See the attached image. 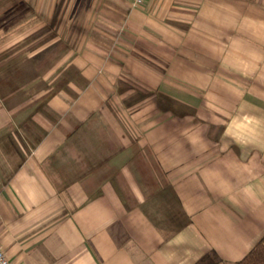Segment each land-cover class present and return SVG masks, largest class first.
I'll use <instances>...</instances> for the list:
<instances>
[{
    "label": "crops",
    "instance_id": "crops-1",
    "mask_svg": "<svg viewBox=\"0 0 264 264\" xmlns=\"http://www.w3.org/2000/svg\"><path fill=\"white\" fill-rule=\"evenodd\" d=\"M63 2L72 53L0 64L8 261H239L264 234V0Z\"/></svg>",
    "mask_w": 264,
    "mask_h": 264
},
{
    "label": "rangeland",
    "instance_id": "rangeland-1",
    "mask_svg": "<svg viewBox=\"0 0 264 264\" xmlns=\"http://www.w3.org/2000/svg\"><path fill=\"white\" fill-rule=\"evenodd\" d=\"M63 1L28 4L17 0H0L1 65L13 58L33 56L43 63L46 62L43 65L49 61L55 66L58 61L64 59V53L73 52L64 50V42L69 41L67 45L71 48L76 41V35L67 37L64 35V28L79 26V20L64 19ZM28 70L30 68L24 65L21 72L26 77L20 76L22 81L27 78ZM42 70L44 66L38 67L37 72L40 73ZM52 88L58 93L60 89L64 91V84L62 87L55 83Z\"/></svg>",
    "mask_w": 264,
    "mask_h": 264
},
{
    "label": "trees",
    "instance_id": "trees-1",
    "mask_svg": "<svg viewBox=\"0 0 264 264\" xmlns=\"http://www.w3.org/2000/svg\"><path fill=\"white\" fill-rule=\"evenodd\" d=\"M209 254L211 255L204 257L197 264H216L219 261L214 254ZM234 264H264V234L252 248Z\"/></svg>",
    "mask_w": 264,
    "mask_h": 264
},
{
    "label": "built area",
    "instance_id": "built-area-1",
    "mask_svg": "<svg viewBox=\"0 0 264 264\" xmlns=\"http://www.w3.org/2000/svg\"><path fill=\"white\" fill-rule=\"evenodd\" d=\"M144 0H132V5L134 7L140 6ZM0 264H11L8 259L6 258L3 250L0 247Z\"/></svg>",
    "mask_w": 264,
    "mask_h": 264
}]
</instances>
